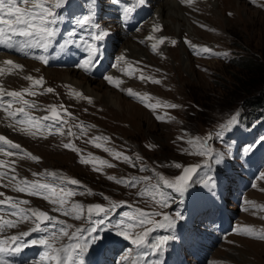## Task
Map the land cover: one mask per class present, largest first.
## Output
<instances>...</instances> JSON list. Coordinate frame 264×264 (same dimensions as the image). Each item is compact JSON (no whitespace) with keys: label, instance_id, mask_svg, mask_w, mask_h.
<instances>
[{"label":"rangeland","instance_id":"1","mask_svg":"<svg viewBox=\"0 0 264 264\" xmlns=\"http://www.w3.org/2000/svg\"><path fill=\"white\" fill-rule=\"evenodd\" d=\"M152 1L156 14L161 5L167 9L169 7L162 17L157 14L164 28L160 34L164 35L166 40L156 54H150L147 47L136 44L133 39L131 43L137 49L133 57L157 66L160 82L158 84L135 82V88L154 92L158 94L159 99L161 97L162 100H171L179 106L164 112L165 116L160 111L157 113L145 110L116 90L113 94L117 101L120 100V104L128 108L131 114L126 109L119 110L102 98L87 95L83 89L76 88L82 96L91 98L89 103L87 99L78 98L72 92L62 89L61 74L68 69L54 70L43 67L34 69L35 74L46 78L47 84L55 87H52L55 90L53 93L42 96L44 102L49 105H63L65 109L88 119L90 123L80 121L76 123L72 116L68 118L74 135L81 132L77 125H82L85 129V134L79 138L73 135L64 138L69 139L77 151L65 149L63 147L65 143L61 142L63 139L46 137L21 140L40 158L39 162L33 163L34 165L24 161L23 168L36 166L37 170L54 169L68 177L79 179L87 185V188L79 191L84 190L78 197L82 204L96 199L103 203L106 198L108 201L111 199L127 201L130 197L134 202L139 201V207H146L148 202L155 204L156 201L151 199V196L152 182L157 177L156 170L162 169L165 174H174L177 172V167L173 168L174 162L179 161L182 164L189 161L187 155L182 153L183 140L180 137L184 139L189 137L188 135L205 133L209 128L222 122L232 110L238 109L242 102L248 101L249 96L245 90L252 89V85L261 77V72L255 71L256 69L240 72L237 65L232 62L235 57H243L256 63H263L264 7L259 5H264V0H258L257 4H253L251 0H196L192 7L180 5L177 0V4H171V0ZM146 33L147 30L139 36ZM127 40L128 38L123 41L122 48L129 52L125 48ZM172 40L177 43L173 45ZM197 46L207 47L211 51L216 49L218 56L212 54L198 56ZM245 61L241 62L244 64ZM47 70L51 71L52 75H49L51 77L46 76ZM69 71L76 72L79 75L78 80L89 82L90 86H100L96 90L99 94L110 89L101 81L84 77L75 70ZM9 77L10 84L17 85L24 81L23 75ZM157 116L163 119H157ZM93 137L108 139L106 142L99 141L103 146L97 148L94 143L89 142ZM104 147L116 152L121 150L120 153L127 155L132 163L115 159L109 152L103 150ZM81 157L99 159L92 160L93 164H84L81 163ZM137 157L141 159L138 160ZM101 159L114 167L100 164ZM146 166L150 169L147 170ZM143 171L148 173L146 176L148 180H140L139 176ZM108 176L116 177L117 180L134 178L136 183L134 186L127 183L118 184L114 180H109ZM259 181L261 183L249 191L248 197L264 201V183L262 178ZM138 187L145 188L148 192H143L144 195L138 197V193L133 191ZM88 190L93 194L88 195ZM71 203L73 202L71 201L70 205ZM127 207L123 204L120 209ZM240 217L246 218L242 214ZM71 220L76 221L74 218ZM215 256L227 264H264V240L230 237V242L223 244L215 252Z\"/></svg>","mask_w":264,"mask_h":264},{"label":"snow or ice","instance_id":"2","mask_svg":"<svg viewBox=\"0 0 264 264\" xmlns=\"http://www.w3.org/2000/svg\"><path fill=\"white\" fill-rule=\"evenodd\" d=\"M114 2L119 3V0H114ZM136 2L138 5L143 6L147 0H136ZM179 2L192 7L196 0H179ZM251 2L257 4L258 0H251ZM67 3L68 0H0V44H4L9 48L16 47L20 50L25 48H41L44 51H47L59 34L58 25L63 19L57 10L62 9ZM259 6L264 7V5ZM133 10L132 7L126 6L123 10L124 17L127 18ZM93 18L94 13L89 11L88 14L82 15L76 19L75 23L82 29L89 25L99 29L98 32L89 33L92 40L99 42L108 36V32L103 30L98 23L94 24ZM201 27L205 26L201 25ZM154 30L160 31V26L157 25ZM71 35H75V33L73 32ZM16 37H19L20 39H14ZM149 39H152V37H149ZM164 42V38H161L156 43H153L151 45L152 51L155 52L158 44H164ZM85 43L88 44V56L79 67L85 72H88L94 64L99 63V48L87 41H85ZM171 43L175 45L177 42L172 40ZM187 43L190 44L191 42ZM193 47L195 48V46ZM200 51L211 53V49L207 47L200 49ZM36 59L42 61L44 64L49 62L44 56H37ZM120 59L123 60L124 57H121ZM5 64L11 66L8 68V72H11L12 69H22L21 65L14 63L12 60L5 61ZM4 73L5 69L0 68V75H3ZM124 74L130 75L131 73L124 70ZM25 79L31 81L32 88H25L22 91H8L3 87H0V111L5 113L6 119L10 118L11 122L9 123V127H14L18 131L24 132L33 137L43 136V131L51 128V125H46L43 121H51L55 123L56 121L61 120L60 113L56 106H50L48 110L51 115L44 117L31 115L29 110L38 108V105L35 102L30 103L29 100L24 98V96L37 95V92L33 89L43 86V77L34 78L32 76H26ZM104 79L109 84H113L116 87H119L122 83L121 80L114 79L111 75L105 76ZM140 79L145 80L150 78L141 75ZM151 82L159 83L160 81L153 79ZM121 90L126 91L127 95L130 97L139 99L142 103L144 102V97L134 92L132 89ZM54 91L55 90L51 87L44 89L45 93H53ZM75 95L78 98L87 99L89 103H91V98L84 97L79 92H76ZM5 97L8 99L6 100ZM13 104H19L21 106L13 108ZM145 106L150 107L153 110L157 107V105L154 104H146ZM164 106L171 109L179 107L176 104H166ZM62 107L63 106H61V108ZM64 112L69 116L71 115V113H67L66 109H64ZM157 119L163 118L157 116ZM61 123L66 124L67 121L61 120ZM235 123L236 117L233 116L227 124L221 125V128L231 130V126ZM77 127L81 129L82 134H85V129L82 125H77ZM57 131H59L61 135H64L62 130L57 129ZM67 135L72 136L74 133L69 129ZM216 135L217 138H222L220 132H217ZM107 139L108 138L105 137H93L89 142L94 143L95 147L101 148L103 145L99 141L106 142ZM180 139L183 140V137H180ZM207 139H211V136L209 135L205 140H201L199 137L190 138L187 140V143L199 146V151L196 152L197 155L209 156L212 153V149L206 146ZM260 142L264 143V138H262ZM63 147L65 149L77 151L75 145L71 142L63 144ZM254 147L255 145H248L245 151H251ZM103 150L109 152V154L117 160H122L125 163H132L131 159L123 153L116 152L113 149L106 147H104ZM21 152H23V156L34 162H39L40 160L39 157L22 150L21 145L14 143L3 135H0V154H3L6 157H12L14 155H19ZM96 159L99 158L91 157L90 160L89 158L81 157V163L88 164ZM137 159L139 160L141 158L137 157ZM221 159L222 158L218 156L216 162L220 163ZM11 163H14V161ZM100 164L106 165L107 167H114V165L109 164L108 161L102 159L100 160ZM6 165L8 166L9 171L15 172V168L11 167L8 162L0 160V168L5 167ZM175 167L180 168L181 165L176 164ZM201 167L202 165L199 164L184 167L182 174L177 176L174 180L165 179L160 176L158 182L152 186L153 195L151 196V199L157 201L160 207H168V199L165 197L163 189H171L180 196H183L188 191L191 182H194L193 175L196 174ZM32 175L49 176L52 177L53 181H58L60 184H79L76 179H68L52 172L40 174L33 173ZM107 178L116 181L118 184L127 183L130 186H134L136 183L134 178L131 180H125L123 178L117 180L116 177L113 176H108ZM143 179L148 180L149 178L144 177ZM5 180L7 183H2ZM0 187L11 188L13 192L27 193L29 196H43V199L54 205L52 211L61 212L65 216H73L74 219L77 220L85 219L87 222V226L77 227L74 231L69 233L68 229L71 225H67L65 221L57 220L56 217L50 216L46 211L22 207V205H28L29 200H18L11 196H5V193L0 191V197H4V199H0V235H3L8 229L16 228L19 223L25 221H31L34 224V227L31 228L30 232L24 231L18 235L14 234L0 238V264H13L8 257L21 252L26 247H29V243L23 241V237L29 236L31 232H47L48 229L42 227V224L45 222L54 225L60 224L62 227H60L58 233L53 231L47 237H41L39 240L31 241L32 245L40 244L46 249L41 257L40 264H84L85 253L89 251L90 247L103 244L105 239L103 233L106 231H114L117 236L123 237L125 240H130L136 248L151 249L152 252H161L170 241L179 239L176 235L169 234L158 236L153 242L149 241V236L157 229H174L176 220L167 213L147 212L143 209H136L131 215L129 213H124V216L128 221L127 223L125 220H119L112 224L111 229H107L106 226L107 223H110L109 217L112 214V210L118 207L116 204H112L111 207L108 208L100 204H95L89 205L85 209L84 205L73 202L68 206V198L76 194L74 190L60 188L53 183L42 182L41 180L29 181L26 178H18L16 175H9L7 171H0ZM87 194L92 195L93 193L88 190ZM139 195L143 196L144 193L141 192ZM252 207L256 208L257 206L252 205ZM258 210L264 211V208H259ZM6 216L16 217L17 219L13 220L5 218ZM94 216H98L100 219L94 220ZM157 216H162V220L154 219V217ZM179 218L183 219L182 216H179ZM136 229H140V231H135ZM238 234L264 240V231L258 233L257 230L251 226L242 227L238 230ZM65 237L67 238V243H62L59 247L54 246L56 242H59ZM139 255L145 256L148 255V253L141 252ZM128 259L129 257L124 258L125 261ZM132 264H136V261H133Z\"/></svg>","mask_w":264,"mask_h":264},{"label":"bare ground","instance_id":"3","mask_svg":"<svg viewBox=\"0 0 264 264\" xmlns=\"http://www.w3.org/2000/svg\"><path fill=\"white\" fill-rule=\"evenodd\" d=\"M171 4H177L176 0H171ZM168 9H169V7H168ZM168 9L166 6L161 5L157 9V14L160 17H162ZM157 18H158V16H157ZM158 19H159V21H161L160 18H158ZM127 41L128 42L126 43L125 48L129 50V52L131 53L130 56L133 57L135 55L134 51H137V49L135 48L136 46L133 45V43H131V41H132L131 38H128ZM45 74L47 77H51V76H49L50 74L52 75L51 71H49V70H47ZM61 76H62L63 82L66 81L70 85L75 86V88L83 89L85 91V93H87V95L96 96V97H99L100 99L102 98L105 102H107L110 105H113L114 107H116L119 110H123V109L125 110L126 109V111L129 114H131V112L128 111V108H125L123 105L120 104V100L117 101V97L113 94L114 89L110 88L105 93L99 94L96 90L100 86H98V87L97 86H90L89 82H85V81L83 82L82 80H78L79 75H77V73L74 71H69V70L63 71Z\"/></svg>","mask_w":264,"mask_h":264},{"label":"trees","instance_id":"4","mask_svg":"<svg viewBox=\"0 0 264 264\" xmlns=\"http://www.w3.org/2000/svg\"><path fill=\"white\" fill-rule=\"evenodd\" d=\"M242 60H246L244 64L241 62ZM233 64L237 65L240 72L247 71L252 69H256L255 71L261 72V77L252 85V89L245 90L247 96H249L246 104L251 108H258L260 106H264V55H263V63H256L251 59H244L243 57H235L233 59ZM246 74V72H245ZM255 86V87H253ZM245 104V105H246Z\"/></svg>","mask_w":264,"mask_h":264}]
</instances>
